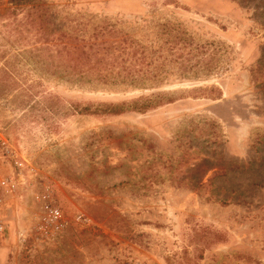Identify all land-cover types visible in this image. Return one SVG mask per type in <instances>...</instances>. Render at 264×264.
<instances>
[{
    "label": "rangeland",
    "instance_id": "374dc122",
    "mask_svg": "<svg viewBox=\"0 0 264 264\" xmlns=\"http://www.w3.org/2000/svg\"><path fill=\"white\" fill-rule=\"evenodd\" d=\"M105 24L161 47L167 82L53 73L48 30L88 78L119 73L76 49ZM165 25L203 47L190 66ZM154 94L172 102L98 112ZM0 264H264V0H0Z\"/></svg>",
    "mask_w": 264,
    "mask_h": 264
},
{
    "label": "trees",
    "instance_id": "16d2710c",
    "mask_svg": "<svg viewBox=\"0 0 264 264\" xmlns=\"http://www.w3.org/2000/svg\"><path fill=\"white\" fill-rule=\"evenodd\" d=\"M41 0H12V3L15 4L17 9L20 5L27 3H35ZM34 6H36L34 4ZM163 27V35L166 36L165 44L169 53L174 56V63H179V65L190 66V62L193 56L202 53L203 47L194 44L192 38L188 36L185 32L178 28H173L172 26L165 25ZM55 31L48 30L45 33L46 40H49V36H52L50 41H56L58 43H52L47 47L49 50L48 57L50 58L51 66H53L54 74L65 73L67 77L71 75L70 78L75 82H94L96 85L108 86V87H123L124 89H156L161 87L167 82V79L162 77L160 72L163 71L166 63L172 62L165 58L161 59V55L155 57L154 55L158 53L156 49L153 52H149L148 48L138 42L133 41L128 37L123 35H118L117 30L113 25L105 24L99 28L94 29V44H89L87 47L85 44H81L76 47V49H81V53L89 57V51L94 49V57H96L95 66L100 65L103 68V71L107 69H117L119 68L120 72L113 75L112 73H98L94 77V81L88 78L83 74V71L88 68L89 65L78 60V56H75V51L70 53L67 50L66 45L61 42L66 36L65 32L60 31L57 38L53 37ZM117 37H120L117 39ZM100 39L97 43L95 40ZM77 40V39H76ZM84 40V39H81ZM80 40V41H81ZM86 49V51H85ZM65 52V56H63ZM103 53L100 55V53ZM188 57L183 59V55ZM110 59L107 60L106 57ZM191 55V56H189ZM126 56V57H124ZM168 60V62H167ZM210 61V60H209ZM105 63V65H103ZM201 60L197 61L196 64L201 65ZM210 62L204 65L205 68H208ZM101 67L96 68L99 71ZM210 70V69H207ZM124 73L122 75L121 73ZM62 77H65L63 74ZM165 97L162 94H154L150 98H145L140 102H133L132 104H124L118 106H108L106 108H99L98 112L105 114H121L122 112L128 111H138L141 113L147 112L148 110L155 109L166 101V103L172 102L169 98L163 100ZM78 109V108H77ZM80 112H87V108L79 109ZM95 110L94 112H96ZM209 168L207 171H211ZM217 175V172L212 173V177Z\"/></svg>",
    "mask_w": 264,
    "mask_h": 264
},
{
    "label": "built area",
    "instance_id": "2783aa9c",
    "mask_svg": "<svg viewBox=\"0 0 264 264\" xmlns=\"http://www.w3.org/2000/svg\"><path fill=\"white\" fill-rule=\"evenodd\" d=\"M44 223L45 224H48L50 226H53V231H60L62 228H63V222H62V219H61V215L59 213V211L57 210H50L48 215H47V218L44 220ZM43 223V224H44ZM44 224V225H45ZM44 225H42L40 227V230H44Z\"/></svg>",
    "mask_w": 264,
    "mask_h": 264
}]
</instances>
